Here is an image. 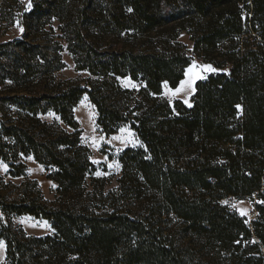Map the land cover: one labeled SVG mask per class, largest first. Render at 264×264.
Listing matches in <instances>:
<instances>
[{
	"label": "trees",
	"instance_id": "obj_1",
	"mask_svg": "<svg viewBox=\"0 0 264 264\" xmlns=\"http://www.w3.org/2000/svg\"><path fill=\"white\" fill-rule=\"evenodd\" d=\"M24 36L0 45V160L23 176L20 157L54 173L57 199L30 184L18 199L0 195L4 215L47 221L34 238L0 226L3 264H264V0H33ZM55 18L78 71L89 78L54 82L62 68L48 43L29 32ZM218 72L195 85L192 104L161 99L191 63L178 41ZM129 78L138 90L123 89ZM87 94L105 135L128 126L141 143L119 158L121 175L105 192L85 176L89 150L73 109ZM56 114L73 132L39 119ZM93 182V181H92ZM35 187V184H33ZM254 199L248 225L227 199Z\"/></svg>",
	"mask_w": 264,
	"mask_h": 264
},
{
	"label": "rangeland",
	"instance_id": "obj_2",
	"mask_svg": "<svg viewBox=\"0 0 264 264\" xmlns=\"http://www.w3.org/2000/svg\"><path fill=\"white\" fill-rule=\"evenodd\" d=\"M33 0H0V45L21 39L26 31L25 16L32 10ZM61 24L52 18L45 22L43 27L37 31L29 32V37L37 42L48 43L61 60L62 68L52 74L54 82H80L85 84L89 78L86 71H78L73 56L67 50V45L60 32ZM178 41L184 47L185 53L191 58L190 65L184 72L183 80L176 88H170L167 84L162 87L160 98L173 104L176 101L182 102L187 108L192 104L195 92V85L198 81L204 80L218 70L194 54L189 36L182 32ZM118 84L123 89L138 90L139 85L133 83L129 78L119 79ZM12 87L9 81L0 84V99L9 94ZM179 89V91H177ZM0 103V124L4 121V112L12 114V110L4 107L2 112ZM75 121L81 130V143L89 152V161L92 164V172L86 174V192L91 191L89 185L102 186L107 192L117 187V180L121 175L120 155L128 149H139L141 143L134 131L128 126L120 128L116 133L105 135L96 124V111L91 104L87 94L83 95L79 103L73 109ZM40 120L55 126L61 131L72 133L59 117L48 112L38 116ZM26 166L23 176L12 177L8 174V165L0 160V195L13 201L18 199L23 184H30V191L34 194L37 190L40 197L46 202H53L57 199V185L50 179L54 173L52 167L37 163L29 155L20 157ZM93 181V182H92ZM35 184V187H33ZM224 204L232 211L243 217L248 225L256 217L254 199H227ZM20 229L28 237L40 238L53 233L50 224L42 219H36L29 215L15 216L4 215L0 212V226H9ZM5 258V243L0 240V264Z\"/></svg>",
	"mask_w": 264,
	"mask_h": 264
},
{
	"label": "snow or ice",
	"instance_id": "obj_3",
	"mask_svg": "<svg viewBox=\"0 0 264 264\" xmlns=\"http://www.w3.org/2000/svg\"><path fill=\"white\" fill-rule=\"evenodd\" d=\"M177 91H179V89H177Z\"/></svg>",
	"mask_w": 264,
	"mask_h": 264
}]
</instances>
